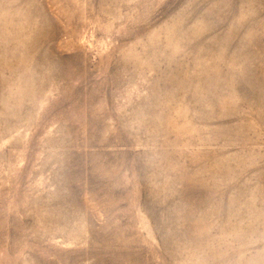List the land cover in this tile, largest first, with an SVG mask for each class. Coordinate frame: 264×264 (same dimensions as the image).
<instances>
[{
  "label": "rangeland",
  "instance_id": "obj_1",
  "mask_svg": "<svg viewBox=\"0 0 264 264\" xmlns=\"http://www.w3.org/2000/svg\"><path fill=\"white\" fill-rule=\"evenodd\" d=\"M0 264H264V0H0Z\"/></svg>",
  "mask_w": 264,
  "mask_h": 264
}]
</instances>
